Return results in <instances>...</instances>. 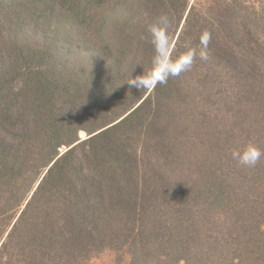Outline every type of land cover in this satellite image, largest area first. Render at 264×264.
Instances as JSON below:
<instances>
[{
    "label": "trees",
    "instance_id": "16d2710c",
    "mask_svg": "<svg viewBox=\"0 0 264 264\" xmlns=\"http://www.w3.org/2000/svg\"><path fill=\"white\" fill-rule=\"evenodd\" d=\"M69 2L0 0V264H264V0Z\"/></svg>",
    "mask_w": 264,
    "mask_h": 264
},
{
    "label": "clouds",
    "instance_id": "9594fccd",
    "mask_svg": "<svg viewBox=\"0 0 264 264\" xmlns=\"http://www.w3.org/2000/svg\"><path fill=\"white\" fill-rule=\"evenodd\" d=\"M165 19L166 18H162ZM152 32L157 31V27L154 25L152 26V28L150 29ZM159 56V53L157 52V57ZM157 66V59L154 58L153 59V67ZM188 67V65H184L181 67L180 71L185 70ZM169 75H174V74H178L177 73H173L171 70H169ZM143 75V74H142ZM141 75L133 78L132 80L128 81V84L130 86H135L137 87L139 90L143 89L144 87H146V85L144 84L143 80L140 78ZM166 79V77H165ZM230 152L232 154V158L237 162L238 165L242 166V167H254L259 159L261 158L262 155H264V153H262L255 145L251 144V143H245L243 144L242 147H234L232 149H230Z\"/></svg>",
    "mask_w": 264,
    "mask_h": 264
},
{
    "label": "rangeland",
    "instance_id": "374dc122",
    "mask_svg": "<svg viewBox=\"0 0 264 264\" xmlns=\"http://www.w3.org/2000/svg\"><path fill=\"white\" fill-rule=\"evenodd\" d=\"M57 2L59 6L62 5H68L70 2L69 0H54V2ZM192 1H196L197 3H205V2H209V4H212L214 2V0H191ZM251 2H255L257 0H250ZM80 136L83 138L84 134L80 133ZM88 264H128V258L127 257H123L120 260H117L115 254H113L112 252H103L100 255L96 256V258H93Z\"/></svg>",
    "mask_w": 264,
    "mask_h": 264
}]
</instances>
